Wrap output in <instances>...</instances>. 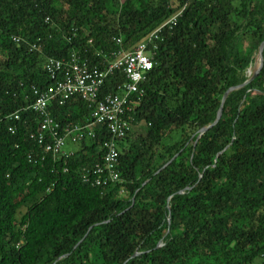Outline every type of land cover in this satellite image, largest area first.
I'll list each match as a JSON object with an SVG mask.
<instances>
[{
	"label": "trees",
	"instance_id": "16d2710c",
	"mask_svg": "<svg viewBox=\"0 0 264 264\" xmlns=\"http://www.w3.org/2000/svg\"><path fill=\"white\" fill-rule=\"evenodd\" d=\"M178 11L129 98L120 181L83 182L109 135L93 124L64 156L29 137L30 87L54 80L44 59L101 68ZM263 40L264 0H0V264H264V44L199 133ZM47 108L60 126L90 122L77 94Z\"/></svg>",
	"mask_w": 264,
	"mask_h": 264
},
{
	"label": "built area",
	"instance_id": "2783aa9c",
	"mask_svg": "<svg viewBox=\"0 0 264 264\" xmlns=\"http://www.w3.org/2000/svg\"><path fill=\"white\" fill-rule=\"evenodd\" d=\"M180 11L154 28L147 36L131 49L111 51L104 56L101 68L88 67L85 60H80L71 53L66 60L48 57L44 59L43 69L53 82L43 88L30 87L32 97L26 108L38 116L37 127L29 137L43 146L53 155H66L62 150L65 142L76 143L84 137L94 136L93 124H103V130L109 135L102 141L101 161L83 169L82 181L90 185L105 186L107 183L119 182L117 171L116 141L125 136L130 128L127 112L130 110L129 98L136 99L142 94L139 84L145 79L152 67V52L162 39L161 32L171 29ZM13 38V37H12ZM15 41L16 37L13 38ZM116 43L119 39H114ZM34 47V44L32 45ZM118 71L123 81L116 85L117 91L106 92L98 96L106 76ZM77 94L90 109V122L84 124H65L60 126L48 111L49 102L62 104L70 95ZM10 120L18 119V112L7 116ZM10 132L13 128L8 127Z\"/></svg>",
	"mask_w": 264,
	"mask_h": 264
},
{
	"label": "water",
	"instance_id": "95a60500",
	"mask_svg": "<svg viewBox=\"0 0 264 264\" xmlns=\"http://www.w3.org/2000/svg\"><path fill=\"white\" fill-rule=\"evenodd\" d=\"M263 44H264V40L261 41L260 44L258 45L257 57H256L257 66H256V67L254 68V70L252 71L250 77H249L248 79H246L245 81H243L241 84H239V85H235V86H230V87H228V88L224 91V93L222 94V97H221V99H220V104H219V107H218V109H217V111H216V114H215L214 120H213L208 126L200 128V129H199V133H202L207 127H210L211 125H213V124L218 120V118H219V116H220L221 105H222V102L224 101V98H225L226 94H227L230 90L235 89V88H238V87H240L241 85L245 84L246 82H248L249 80H251V79L256 75V73L258 72V70L260 69L261 64H262L261 51H262ZM247 73H249V72L247 71ZM169 161H170V160H168V162H169ZM168 162H166L164 165H166ZM164 165H163V166H164ZM163 166H162V167H163ZM157 246H159V244H157L156 247H157ZM134 254H135V253H134ZM134 254H132V256H133Z\"/></svg>",
	"mask_w": 264,
	"mask_h": 264
},
{
	"label": "rangeland",
	"instance_id": "374dc122",
	"mask_svg": "<svg viewBox=\"0 0 264 264\" xmlns=\"http://www.w3.org/2000/svg\"><path fill=\"white\" fill-rule=\"evenodd\" d=\"M255 66H257V62H254L252 64V68H254ZM144 129H145V125L143 122L135 123L131 127L132 132L135 133H143ZM77 147H78V143H69L68 141H66L65 145L62 147V150L65 152H69V151H74L75 149H77ZM258 263H259L258 259L255 258L253 260V264H258Z\"/></svg>",
	"mask_w": 264,
	"mask_h": 264
}]
</instances>
